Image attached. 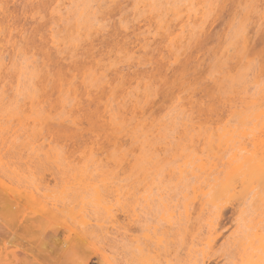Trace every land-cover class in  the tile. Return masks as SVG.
I'll list each match as a JSON object with an SVG mask.
<instances>
[{
	"label": "rangeland",
	"instance_id": "1",
	"mask_svg": "<svg viewBox=\"0 0 264 264\" xmlns=\"http://www.w3.org/2000/svg\"><path fill=\"white\" fill-rule=\"evenodd\" d=\"M261 141L264 0H0V264H243Z\"/></svg>",
	"mask_w": 264,
	"mask_h": 264
},
{
	"label": "bare ground",
	"instance_id": "2",
	"mask_svg": "<svg viewBox=\"0 0 264 264\" xmlns=\"http://www.w3.org/2000/svg\"><path fill=\"white\" fill-rule=\"evenodd\" d=\"M242 155H234L228 161V170L221 184L222 194L227 193L235 183L242 186L264 181V141L253 145L252 150L241 149ZM247 258L243 264H264V231L248 227L244 241Z\"/></svg>",
	"mask_w": 264,
	"mask_h": 264
}]
</instances>
